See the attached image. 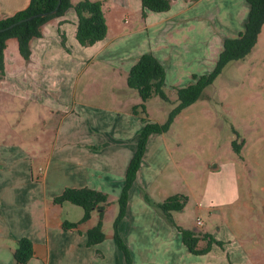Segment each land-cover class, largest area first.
<instances>
[{"label":"rangeland","instance_id":"rangeland-1","mask_svg":"<svg viewBox=\"0 0 264 264\" xmlns=\"http://www.w3.org/2000/svg\"><path fill=\"white\" fill-rule=\"evenodd\" d=\"M100 1L108 26L114 34L120 33L103 50L78 42L73 7L54 16L58 23L53 24L54 18H50L42 24L41 34L29 41L27 56L20 52L16 38L7 40L0 68V141L6 142L0 147H9L14 156L8 164L0 161V172L9 167L23 169L30 161L37 181L42 174L40 156L46 155L55 139L58 143L61 139H102V127L111 129L122 117L141 124L140 117L132 113L141 97L126 78L131 56L151 44H166L180 57L179 63H164V88L172 101L165 102L155 94L146 102L154 120H165L166 108L176 104L172 85L184 86L193 73L211 70L212 65L201 63L198 55L192 57L196 47L205 45V33L197 27L191 28L195 31L187 26L173 28L174 36L168 41L171 30L161 27L168 22L158 21L166 11L143 13L142 8L134 10L129 0ZM173 5L171 12L180 8ZM148 23L152 26L140 29ZM186 23L196 24L192 19ZM33 84L37 101L17 95V90H31ZM164 136L172 146L169 171L180 174L182 185L191 186L182 213L185 220L195 221V225V215L201 214L203 230L218 235L231 232L226 235L232 240L228 248L235 258L241 256V264H264V22L251 55L227 62L201 97L174 116ZM20 147L35 159L27 157L25 161ZM212 160L220 162L219 168L215 163L209 164L214 169L208 167ZM204 172L210 173L207 185Z\"/></svg>","mask_w":264,"mask_h":264},{"label":"crops","instance_id":"crops-1","mask_svg":"<svg viewBox=\"0 0 264 264\" xmlns=\"http://www.w3.org/2000/svg\"><path fill=\"white\" fill-rule=\"evenodd\" d=\"M183 1L185 3L181 4L179 0H172L170 8L165 10L167 14L158 18L160 19L158 21L168 22L167 25H161L162 28L165 26L167 30H171L169 38L166 37L168 41L174 36L171 33L174 32L173 28L180 30L181 27L187 26V29L192 30L191 28L197 27L198 32L205 33L202 36L205 45L196 47L192 57L198 55L201 63L212 65L210 67L212 69L224 39L237 35L243 29L248 12L247 1L192 0L191 3H188L189 0ZM232 1L236 3V6ZM28 3L29 0H0V14L10 15L24 8ZM129 3L133 5L134 10L141 8L140 0H129ZM173 4H177L176 7L180 8L171 12ZM147 13L149 14V11ZM52 18H54L51 19L53 24L58 23L55 17ZM189 19L196 24H187ZM151 26L148 23L140 29ZM119 34V32L114 34L107 24L106 36L92 45L98 46V50H103ZM165 45L151 44L144 51L153 52L163 64L179 63L180 57L176 50ZM255 45L245 57L237 59V62L250 56ZM144 51L134 53L128 65H132ZM8 91L10 92V89ZM8 91L2 90V92ZM36 91L33 84L31 90L20 89L16 92L19 97L23 95L22 99L26 98L34 102L37 101ZM29 92L31 94L28 95ZM122 118H118L111 129L102 127V129L105 127L101 132L102 139H98L99 137H96L97 139L93 137L61 139L59 143L58 139H55L46 155L40 156L43 163L39 166V171L42 174L36 178L37 181L33 180V168L30 161L26 159L28 157L34 160L35 157L33 158L31 153L20 147V151L23 150L26 154L23 155V159L28 161L26 166L23 169L9 167L1 171L3 173L0 172V264H16L13 251L16 239L21 236L29 237L33 243V254L25 264H125L124 256L113 239L112 222L118 211L116 198L124 181L125 168L135 150L142 123L137 124L136 119L131 121L127 117ZM5 142L6 140L0 141V145ZM18 153H16V159L20 157L17 156ZM13 156L9 147H0L2 163L8 164ZM172 159V146L168 139H165L164 132L152 134L130 189L126 214L118 224V231L129 245L134 263L232 264L227 255L229 252L234 264H241V256L238 259L235 258L228 248V241L232 240L226 235L231 232L226 235H218L214 232L217 238L225 240L223 247L213 243L208 252L194 254L183 243L180 231L171 225L154 206V202L163 200L174 193H184L188 198L191 195V186L182 185L180 174L169 171ZM210 163L218 165L215 168L220 166L219 161L212 160L208 162L209 168ZM204 174H206L207 185L210 173L204 172ZM66 186H88L109 194L110 202L106 205L103 216L105 237L100 242L87 244V229L96 223L98 209H94L87 220L75 227L63 228L64 220L76 221L83 215V208L78 207L80 205L70 201L58 203L53 200V197ZM211 200L212 198L207 203L208 207H211ZM183 210L184 206L174 211L176 221L185 226L194 224L195 221L191 223L185 220ZM197 216L202 217L199 213L195 215V218ZM223 223L226 226L225 222ZM241 249L245 253L244 249Z\"/></svg>","mask_w":264,"mask_h":264},{"label":"trees","instance_id":"trees-1","mask_svg":"<svg viewBox=\"0 0 264 264\" xmlns=\"http://www.w3.org/2000/svg\"><path fill=\"white\" fill-rule=\"evenodd\" d=\"M140 1L143 13L147 10L165 11L171 6V0ZM246 1L248 12L244 27L237 35L224 39L222 49L213 68L208 72L193 73V79L184 86L172 85L176 89L177 102L168 110L165 120L158 121L150 118L146 110V102L155 94H158L165 102L172 101L164 88L166 75L164 64L153 52L144 51L137 57L128 71L127 84L136 89L141 97V103L132 107V113L140 117L142 126L138 132L135 150L125 168L124 181L116 198L118 211L112 222L113 239L124 256L125 264L135 263L129 245L118 231V224L126 214L130 189L136 179L148 141L152 134L166 132L171 126L174 116L201 97L204 89L214 81L227 62L241 59L251 51L264 22V0ZM57 2L58 0H29L24 8L10 15L2 16L0 14V27H3L22 17L37 13L36 16L0 31V68L3 67L4 49L10 37L17 39L20 52L27 56L29 54V41L33 36L41 34L42 24L54 16L63 14L69 7H73L76 13L75 37L79 43L92 45L106 36L107 22L102 1L78 0L72 2L71 0H61L58 6ZM233 146L239 151L237 142L234 141ZM53 200L58 203L70 201L83 208V215L79 220L66 219L62 222L63 228L66 229L75 227L80 222L87 220L92 211L98 209L96 223L87 229V244L91 245L104 239L103 216L104 209L110 202L108 193L88 186H66L53 197ZM187 200L186 194L174 193L153 204L164 218L180 231L182 241L190 252L194 254L206 253L211 249L213 243L223 247L225 240L217 238L214 232L203 230L200 224H198L199 227L195 224L196 229L193 225L185 226L176 221L174 211L181 209ZM13 253L16 264H25L33 254L32 240L27 236L18 237Z\"/></svg>","mask_w":264,"mask_h":264},{"label":"water","instance_id":"water-1","mask_svg":"<svg viewBox=\"0 0 264 264\" xmlns=\"http://www.w3.org/2000/svg\"><path fill=\"white\" fill-rule=\"evenodd\" d=\"M60 2H61V0H58V2H57V6L60 4ZM55 9H56V8H55ZM55 9H54V10H55ZM36 15H37V13H34V14L28 15V16H26V17H22V18H20L19 20L13 21V22L9 23V24L6 25V26L0 27V31H1V30H4V29H6V28H9V27L15 25V24L18 23V22H21V21L27 20V19H29V18H31V17H33V16H36ZM215 166H216V165H215ZM195 228H196V227H195Z\"/></svg>","mask_w":264,"mask_h":264},{"label":"built area","instance_id":"built-area-1","mask_svg":"<svg viewBox=\"0 0 264 264\" xmlns=\"http://www.w3.org/2000/svg\"><path fill=\"white\" fill-rule=\"evenodd\" d=\"M196 223H197V224H201V223H202V219H201L200 216H197V218H196Z\"/></svg>","mask_w":264,"mask_h":264}]
</instances>
